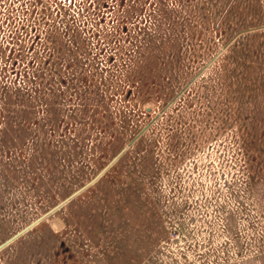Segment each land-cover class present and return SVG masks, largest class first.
Listing matches in <instances>:
<instances>
[{
    "label": "rangeland",
    "instance_id": "374dc122",
    "mask_svg": "<svg viewBox=\"0 0 264 264\" xmlns=\"http://www.w3.org/2000/svg\"><path fill=\"white\" fill-rule=\"evenodd\" d=\"M124 149L0 264L264 256V0H0V246Z\"/></svg>",
    "mask_w": 264,
    "mask_h": 264
},
{
    "label": "water",
    "instance_id": "95a60500",
    "mask_svg": "<svg viewBox=\"0 0 264 264\" xmlns=\"http://www.w3.org/2000/svg\"><path fill=\"white\" fill-rule=\"evenodd\" d=\"M216 59L217 58H215L211 63H209L207 67H209ZM205 70H206V68L200 73V75ZM148 128L149 127H147L144 131H142V133L139 136L143 135L147 131ZM139 136L130 143V146H132L136 142V140L139 138ZM125 152H126V149L124 151H122L101 173H99L98 176L93 181H91L90 183H88L87 185H85L84 187H82L81 189H79L78 191H76L75 193H73L65 201H63L62 203H60L59 205H57L56 207H54L53 209H51L50 211H48L47 213H45L42 217H40L39 219H37L36 221H34L33 223H31L29 226H27L22 231H20L19 233H17L15 236H13L9 240H7L5 243H3L0 246V252L2 250H4L5 248L9 247L11 244H13L14 242H16L18 239H20L21 237H23L24 235H26L30 231H32L38 225H40L41 223H43L44 221H46L48 218H50L55 213H57L59 210H61L63 207H65L67 204H69L70 202H72L73 200H75L77 197H79L85 191H87L89 188H91L93 185H95L114 166V164L123 156V154Z\"/></svg>",
    "mask_w": 264,
    "mask_h": 264
},
{
    "label": "trees",
    "instance_id": "16d2710c",
    "mask_svg": "<svg viewBox=\"0 0 264 264\" xmlns=\"http://www.w3.org/2000/svg\"><path fill=\"white\" fill-rule=\"evenodd\" d=\"M72 5V4H71ZM252 30V29H251ZM39 37V36H38ZM34 47L32 46L30 49H33ZM11 51H13V49H11ZM14 51L13 52H11V55H12V59H13V57H14ZM11 57V56H10ZM20 65V61H16L15 62V65H13L14 66V69H13V74L15 75V81H17V82H19V79L20 78H27L28 77V74H25L26 73V70H24V67L21 65V66H19ZM31 68H33V65L31 66ZM60 142V141H59ZM61 142H63V141H61ZM64 143V142H63ZM50 147L49 146H40V145H38L37 147H36V150H34V151H36V155L34 156V158L33 159H31V165H33L34 163H35V161H36V159H38V158H43L46 162H48L47 160L48 159H50V162L49 163H52L53 161H54V157L56 156V154H57V152H55V151H50V149H49ZM125 150V149H124ZM123 150V151H124ZM122 152V151H121ZM120 152V153H121ZM119 153V154H120ZM118 154V155H119ZM117 155V156H118ZM43 160V161H44ZM120 161V160H119Z\"/></svg>",
    "mask_w": 264,
    "mask_h": 264
},
{
    "label": "crops",
    "instance_id": "0c3cea01",
    "mask_svg": "<svg viewBox=\"0 0 264 264\" xmlns=\"http://www.w3.org/2000/svg\"><path fill=\"white\" fill-rule=\"evenodd\" d=\"M254 264H264V256L260 257Z\"/></svg>",
    "mask_w": 264,
    "mask_h": 264
}]
</instances>
